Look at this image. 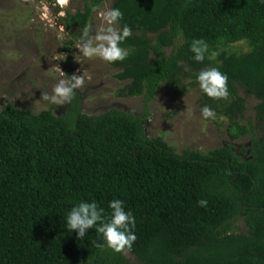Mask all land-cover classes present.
<instances>
[{
  "label": "trees",
  "instance_id": "1",
  "mask_svg": "<svg viewBox=\"0 0 264 264\" xmlns=\"http://www.w3.org/2000/svg\"><path fill=\"white\" fill-rule=\"evenodd\" d=\"M103 1L83 0L64 22L84 28ZM111 7L132 31L120 45L129 56L107 63L125 83L115 94L142 96L143 114H84L77 92L60 115L9 102L0 109V264H264V3L113 0ZM197 38L208 44L199 63L189 51ZM237 43L248 49L233 50ZM209 67L227 75V100L200 92L195 76ZM161 86L176 95L197 87L199 111L209 106L215 120L227 121L230 140L249 135V144L178 153L149 138L146 108ZM239 90L258 100L257 126L238 122ZM112 199L135 218L136 240L124 250L134 262L98 248L94 228L81 240L64 226L75 203L95 200L107 216ZM240 221L245 230L237 232Z\"/></svg>",
  "mask_w": 264,
  "mask_h": 264
},
{
  "label": "rangeland",
  "instance_id": "2",
  "mask_svg": "<svg viewBox=\"0 0 264 264\" xmlns=\"http://www.w3.org/2000/svg\"><path fill=\"white\" fill-rule=\"evenodd\" d=\"M112 3L113 0H104L98 7H111ZM82 8L83 0H0V109L9 102L35 114L43 110L63 114L67 104L52 105L42 96L51 94L58 80L75 73L85 80L84 86L76 90L84 114L111 109L135 116L143 114L142 96H116V91L125 84L114 78L116 69L98 58H85L79 53L83 29L68 27L63 19L67 13L74 14ZM102 27L106 25L93 11L90 33ZM231 48L241 52L248 49L244 43ZM239 94L244 100V112L238 122L257 126L254 106L258 100L243 90ZM198 97L197 87L176 95L172 88L161 86L146 108V135L163 138L178 153L184 149L208 151L229 143L241 149L249 144V135L235 140L228 138V123L224 118L204 119ZM257 132L261 134V130ZM237 226V232L245 230L241 221ZM123 254L129 262H134L132 254L126 251Z\"/></svg>",
  "mask_w": 264,
  "mask_h": 264
},
{
  "label": "clouds",
  "instance_id": "3",
  "mask_svg": "<svg viewBox=\"0 0 264 264\" xmlns=\"http://www.w3.org/2000/svg\"><path fill=\"white\" fill-rule=\"evenodd\" d=\"M264 3V0H261ZM106 27H102L94 34L85 27L80 35L81 46L78 51L85 58H98L106 63L123 61L129 56V51L120 45L132 35L127 24L120 26L123 13L119 8L105 5L92 8ZM192 60L199 63L205 60L208 44L202 38L193 39L189 44ZM68 76V75H67ZM200 92L214 100H227L229 91L228 77L216 67H209L199 71L195 76ZM85 84L84 77L75 73L67 79H60L54 85L51 94L45 93L42 99L52 105L68 104L77 89ZM204 119H215V111L207 105L200 108ZM207 199L197 201L199 207H207ZM110 212L105 215V209L98 206L95 200L75 203L64 218L67 230L75 231L78 239H84L89 229H95L101 243L98 248H108L114 252L130 250L136 240L134 232L135 218L131 211H125L124 201L112 199L107 205Z\"/></svg>",
  "mask_w": 264,
  "mask_h": 264
},
{
  "label": "flooded vegetation",
  "instance_id": "4",
  "mask_svg": "<svg viewBox=\"0 0 264 264\" xmlns=\"http://www.w3.org/2000/svg\"><path fill=\"white\" fill-rule=\"evenodd\" d=\"M85 27H89V22L85 25ZM75 28H77V27H75ZM84 28H82V29H84ZM77 29H79V28H77Z\"/></svg>",
  "mask_w": 264,
  "mask_h": 264
},
{
  "label": "bare ground",
  "instance_id": "5",
  "mask_svg": "<svg viewBox=\"0 0 264 264\" xmlns=\"http://www.w3.org/2000/svg\"><path fill=\"white\" fill-rule=\"evenodd\" d=\"M61 1H64V0H61Z\"/></svg>",
  "mask_w": 264,
  "mask_h": 264
}]
</instances>
